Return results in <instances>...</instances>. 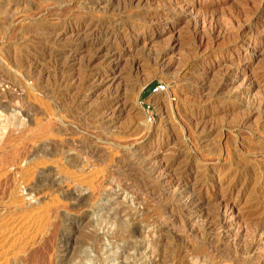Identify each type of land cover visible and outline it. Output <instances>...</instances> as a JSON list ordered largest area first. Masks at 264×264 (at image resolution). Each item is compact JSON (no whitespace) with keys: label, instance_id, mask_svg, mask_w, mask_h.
Instances as JSON below:
<instances>
[{"label":"rangeland","instance_id":"rangeland-1","mask_svg":"<svg viewBox=\"0 0 264 264\" xmlns=\"http://www.w3.org/2000/svg\"><path fill=\"white\" fill-rule=\"evenodd\" d=\"M120 263L264 264V0H0V264Z\"/></svg>","mask_w":264,"mask_h":264},{"label":"bare ground","instance_id":"bare-ground-1","mask_svg":"<svg viewBox=\"0 0 264 264\" xmlns=\"http://www.w3.org/2000/svg\"><path fill=\"white\" fill-rule=\"evenodd\" d=\"M131 42V41H130ZM134 44V43H133ZM98 46V45H97ZM135 46V45H134ZM119 56V55H118ZM117 56V57H118ZM121 56V55H120ZM115 57V56H114ZM157 63V62H156ZM202 88H204V87H202ZM198 89V88H197ZM12 90V89H11ZM196 90V89H195ZM200 90V89H199ZM14 91V90H13ZM12 91V92H13ZM200 91H202V90H200ZM195 92V91H194ZM195 93H197V92H195ZM205 93V92H204ZM198 94V93H197ZM15 95V94H14ZM139 148V147H138ZM137 148V149H138ZM140 151V150H139ZM140 152H142V151H140ZM138 153V152H137ZM246 171V170H245ZM248 172V171H247ZM246 172V173H247ZM241 173V172H240ZM242 175V174H241ZM244 175V174H243ZM183 189V188H182ZM181 189V191L179 192V194H181V195H183V194H185V193H187V190H182ZM191 195L189 196V197H187L186 198V200L183 202V206L186 208V209H189V212L192 210V209H195V208H200L201 206H202V204H204L203 202V200L200 198V197H197L196 195H194V193H193V190L191 189ZM193 193V194H192ZM184 197V196H183ZM178 198H180V196L178 197ZM181 199V198H180ZM172 200V199H171ZM184 200V199H183ZM182 200V201H183ZM177 202H178V199H177ZM180 202V201H179ZM235 207V206H234ZM202 209V208H201ZM230 209V208H229ZM236 209V208H235ZM199 211H201V210H199ZM193 212V211H192ZM113 213V212H112ZM190 215V214H189ZM206 215H207V213H206ZM206 215H204V217L206 216ZM208 216V215H207ZM207 216H206V218H207ZM212 216H213V213H212ZM214 216H216V214L214 215ZM225 216V215H224ZM211 217V216H210ZM210 217H208L209 219H210ZM203 218V217H202ZM199 219V218H198ZM204 219V218H203ZM213 219V218H212ZM216 219H218V223H212L211 221H209L208 223V226H209V228L211 227H223L224 226V224H227V222H228V220H230V219H228L227 218V216H225V217H223V219H220L219 217L218 218H216ZM205 220V219H204ZM201 221V220H200ZM203 221V220H202ZM202 221H201V223H202ZM206 221V220H205ZM216 222H217V220H216ZM204 223V222H203ZM202 223V224H203ZM228 225V224H227ZM226 226V225H225ZM228 227V226H227ZM200 229V228H199ZM202 229V228H201ZM205 229V228H204ZM225 229V228H224ZM213 230H215V229H213ZM210 231V230H209ZM221 231H222V229H221ZM221 231H220V233H221ZM257 231V230H256ZM255 231V232H256ZM140 232V231H139ZM146 232V231H145ZM224 232V231H223ZM215 233H217V232H215ZM218 233H219V230H218ZM135 234V233H134ZM137 234V233H136ZM139 234V233H138ZM214 234V233H213ZM255 234H257V233H255ZM212 235V234H211ZM221 235V234H220ZM219 235V236H220ZM227 235V234H226ZM225 234H224V236H226ZM254 236V235H253ZM171 237V236H170ZM227 237V236H226ZM167 238V237H166ZM209 238H211V237H209ZM220 238V237H219ZM225 238V237H224ZM212 240H213V238H212ZM219 241V240H218ZM252 243V242H251ZM246 245V243L244 244V246ZM253 245V244H252ZM248 246V245H247ZM246 248V247H245ZM250 244H249V247H248V250L247 251H249L250 250ZM246 250V249H245ZM245 250H244V252L243 253H245ZM152 251V250H151ZM237 251V250H236ZM241 251H243V250H241ZM246 251V252H247ZM148 252H150V251H148ZM147 252V253H148ZM240 252V251H239ZM250 252V251H249ZM252 252V251H251ZM234 254V253H233ZM236 254H237V252H236ZM232 255V254H231ZM153 256V255H152ZM238 257V256H237ZM119 258V257H118ZM121 258V257H120ZM52 259V258H51ZM119 260V259H118ZM158 260V259H157ZM160 260V259H159ZM153 261V260H152ZM121 262V261H120ZM157 263V262H156ZM121 264V263H120Z\"/></svg>","mask_w":264,"mask_h":264},{"label":"built area","instance_id":"built-area-1","mask_svg":"<svg viewBox=\"0 0 264 264\" xmlns=\"http://www.w3.org/2000/svg\"><path fill=\"white\" fill-rule=\"evenodd\" d=\"M164 88L165 87L163 84L158 83L156 85H151L149 92L150 93H158V92L162 91Z\"/></svg>","mask_w":264,"mask_h":264},{"label":"water","instance_id":"water-1","mask_svg":"<svg viewBox=\"0 0 264 264\" xmlns=\"http://www.w3.org/2000/svg\"><path fill=\"white\" fill-rule=\"evenodd\" d=\"M145 89H146V87L142 88V90H141V92H140V94H139V98L141 97V94H142V92L145 91Z\"/></svg>","mask_w":264,"mask_h":264},{"label":"trees","instance_id":"trees-1","mask_svg":"<svg viewBox=\"0 0 264 264\" xmlns=\"http://www.w3.org/2000/svg\"><path fill=\"white\" fill-rule=\"evenodd\" d=\"M150 87L144 92V95H147L149 93Z\"/></svg>","mask_w":264,"mask_h":264}]
</instances>
